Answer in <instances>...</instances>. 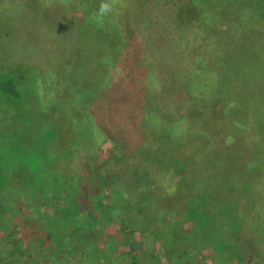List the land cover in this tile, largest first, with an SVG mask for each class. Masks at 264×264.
<instances>
[{
	"label": "rangeland",
	"instance_id": "374dc122",
	"mask_svg": "<svg viewBox=\"0 0 264 264\" xmlns=\"http://www.w3.org/2000/svg\"><path fill=\"white\" fill-rule=\"evenodd\" d=\"M102 2L0 0V72L13 74L20 68L19 72L33 71L37 79L45 80L40 92L55 108L52 121L65 128L82 125L89 112L92 121L107 125L110 136L115 132L116 138L124 136L123 146L132 151L120 147L119 155L111 140L94 142L99 167L127 178L141 160L138 145L143 142L155 144L158 156L187 158L179 175L184 176L183 183L178 175L165 176L164 166L154 161L153 182L140 188L150 190L151 205L161 211L158 222L163 224L165 215L170 219L163 238L167 247L178 244L186 232L175 223L188 214L181 204L199 193L213 194L205 199V208L216 214L223 208L220 199L229 197L241 204L252 200L248 206L260 212L258 221L264 226V0H117L113 12L99 16ZM130 60L140 64L141 74L136 76L131 66L128 76L121 75L119 65H129ZM156 78L167 79L169 89L167 139L157 131L153 116L136 107ZM148 97L164 99L155 91ZM100 99L103 105L98 108ZM179 105L184 107L181 112ZM91 120L88 128L95 125ZM230 126L237 131L232 136L227 134ZM174 188L178 197L171 196ZM101 196L98 204L114 203L108 192L101 190ZM40 202L28 209L39 232H44L49 213L59 220L67 213L97 212L92 200H78L67 210L60 196ZM118 227L106 225L102 232L112 234ZM65 234L71 236L70 229ZM127 237L138 246L140 240L143 248L134 255L122 254L129 248L123 237L106 255L102 243L82 250L73 238L66 246L63 240L50 245L46 239L42 247L39 234L31 233L10 239L3 253L36 258L38 264H159L148 261L152 252L159 262L166 261L157 235L144 230ZM197 254L190 251L176 258L179 264H222L211 259V250L202 258V251ZM11 256L0 257V264H16Z\"/></svg>",
	"mask_w": 264,
	"mask_h": 264
},
{
	"label": "trees",
	"instance_id": "16d2710c",
	"mask_svg": "<svg viewBox=\"0 0 264 264\" xmlns=\"http://www.w3.org/2000/svg\"><path fill=\"white\" fill-rule=\"evenodd\" d=\"M131 66H134L136 76L141 74L140 64L130 60L129 65H119L121 75L128 76V73L132 72ZM16 70L18 72L13 74L0 72L1 259L12 255L3 253V248L10 239L31 233L39 234L42 247L46 246V239L50 245L63 240V246H66L67 241L73 238L82 250H86L94 243H102L103 254L106 255L113 249L111 245L120 243L119 239L122 237V241L129 242L127 234L145 230L146 233L157 235L162 240L160 248L166 257L165 262H159L156 253L152 252L148 256V261L151 262L179 264L177 254H186L190 251L197 254L202 251L200 255L202 258L206 251L211 250L213 253L211 259L221 261L222 264H264V226L258 221L260 212L254 213L253 208L248 206L251 204L248 202L252 200H245L241 204L229 197L220 199L223 208L216 214L208 212L205 208L208 201L205 199L211 198L213 194H196L193 200H186L181 204L188 214L179 216V222L175 220L179 230H186L183 231L184 236L178 237L180 239L178 244L170 245L171 248L167 247L169 242H163V238L168 233L165 230H168L170 219L167 220L165 215L161 220L164 223L158 222L157 217H161L158 213L161 211L151 205L150 190L140 188L153 182L152 166L156 164L154 161L164 166L165 176L168 177L170 173L178 175V180L183 183L184 176L179 175L184 172L187 158L184 156L164 158L162 153L158 156L159 154L154 152L155 144L152 146L143 142L138 145L141 160L131 168L127 178L121 177L107 167H99L94 142L103 138L111 140L116 155H119L122 151L120 147L129 149L126 150L128 152L132 151L131 148L123 146L124 136L116 138L114 136L116 132L110 136L111 131L107 125L101 126L92 121L89 112L84 115L85 122L82 125H75L74 128L67 129L52 121L50 112L55 108L50 98L40 92L47 82L37 79L33 71L26 75L19 72L20 68ZM134 79L135 76L132 82ZM166 80L151 79L152 86L145 89L147 92L141 97L142 100H138L139 106H136L137 111L145 113V116H153L154 126H157V131L164 137L163 139L171 136L165 125L169 117L165 109L171 106V102L166 100V93L169 90L165 87ZM132 82L130 84H133ZM152 91L161 94L164 99L149 98ZM102 103L103 100L100 99L95 105L101 108ZM179 106L177 111L181 112L184 107ZM162 110L166 113H161ZM90 120L95 123L92 128L87 126ZM230 130L231 133L227 134L231 136L232 132L237 133L233 126H230ZM158 138L160 139V135ZM234 143L237 144L235 140ZM158 165L157 167H160ZM101 190L109 193L114 200L113 204H98L103 200ZM177 191L173 190L171 196L178 197ZM59 196L64 202V210L79 204L78 200H92L97 212L94 215L83 211L67 213L59 220L52 218V214L49 213L44 232H39V226L28 218V209H35L37 205L42 204L40 200L55 199ZM110 224L119 227L113 229L112 234L102 232L106 229L105 226ZM65 229H70L71 236L65 234ZM178 229L174 228L175 231H179ZM8 230H11L10 234ZM174 230H170V236H173ZM137 243L140 245L129 242V248L122 254L134 255L140 251L143 243H140V240ZM16 246L14 249L19 253ZM93 250H97V247ZM44 254L48 258V254ZM17 257L18 259L11 256L16 264H38L36 258H24L22 255Z\"/></svg>",
	"mask_w": 264,
	"mask_h": 264
},
{
	"label": "clouds",
	"instance_id": "9594fccd",
	"mask_svg": "<svg viewBox=\"0 0 264 264\" xmlns=\"http://www.w3.org/2000/svg\"><path fill=\"white\" fill-rule=\"evenodd\" d=\"M117 4V0H111V2H102L99 7V16L107 15L113 12L115 5Z\"/></svg>",
	"mask_w": 264,
	"mask_h": 264
}]
</instances>
